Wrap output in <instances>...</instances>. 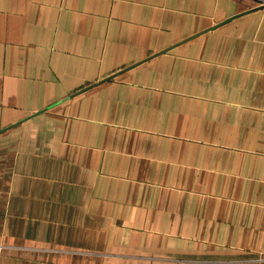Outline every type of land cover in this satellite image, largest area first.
Listing matches in <instances>:
<instances>
[{"label": "crops", "instance_id": "1", "mask_svg": "<svg viewBox=\"0 0 264 264\" xmlns=\"http://www.w3.org/2000/svg\"><path fill=\"white\" fill-rule=\"evenodd\" d=\"M0 264H264L262 0H0Z\"/></svg>", "mask_w": 264, "mask_h": 264}, {"label": "built area", "instance_id": "2", "mask_svg": "<svg viewBox=\"0 0 264 264\" xmlns=\"http://www.w3.org/2000/svg\"><path fill=\"white\" fill-rule=\"evenodd\" d=\"M262 3L264 4V0H262Z\"/></svg>", "mask_w": 264, "mask_h": 264}]
</instances>
